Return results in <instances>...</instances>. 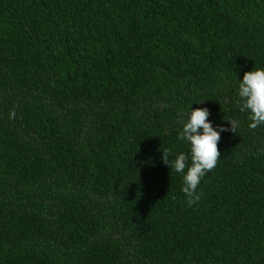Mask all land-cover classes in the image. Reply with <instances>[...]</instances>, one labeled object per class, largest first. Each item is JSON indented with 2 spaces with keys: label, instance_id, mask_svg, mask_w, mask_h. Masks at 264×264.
Listing matches in <instances>:
<instances>
[{
  "label": "trees",
  "instance_id": "obj_1",
  "mask_svg": "<svg viewBox=\"0 0 264 264\" xmlns=\"http://www.w3.org/2000/svg\"><path fill=\"white\" fill-rule=\"evenodd\" d=\"M257 68L264 0H0V264H264ZM196 108L229 130L190 208Z\"/></svg>",
  "mask_w": 264,
  "mask_h": 264
},
{
  "label": "clouds",
  "instance_id": "obj_2",
  "mask_svg": "<svg viewBox=\"0 0 264 264\" xmlns=\"http://www.w3.org/2000/svg\"><path fill=\"white\" fill-rule=\"evenodd\" d=\"M240 98L239 110L248 113L250 129L264 126V68L245 72L238 85ZM210 112L207 108L191 110L187 122L183 124L178 139L189 145V153L180 152L170 159L169 149L162 151L163 162L172 171L182 176V192L186 198V206L193 207L201 199L199 185L208 172L214 170L221 153L218 150L220 133L227 131L220 127L217 131L209 121ZM15 109L10 110L9 118L15 119ZM231 131L236 132L238 123L229 121ZM202 129V132H201Z\"/></svg>",
  "mask_w": 264,
  "mask_h": 264
}]
</instances>
